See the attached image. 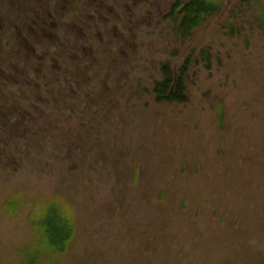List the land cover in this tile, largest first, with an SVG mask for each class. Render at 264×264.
Instances as JSON below:
<instances>
[{
  "label": "rangeland",
  "instance_id": "obj_1",
  "mask_svg": "<svg viewBox=\"0 0 264 264\" xmlns=\"http://www.w3.org/2000/svg\"><path fill=\"white\" fill-rule=\"evenodd\" d=\"M172 3L0 0V264H264V29L231 0L181 39Z\"/></svg>",
  "mask_w": 264,
  "mask_h": 264
},
{
  "label": "trees",
  "instance_id": "obj_2",
  "mask_svg": "<svg viewBox=\"0 0 264 264\" xmlns=\"http://www.w3.org/2000/svg\"><path fill=\"white\" fill-rule=\"evenodd\" d=\"M260 1L241 0L240 8L245 7V10H254V20L264 29V9ZM224 3V0H185V2L177 0L165 20L167 19V21L173 24L174 33L179 38L187 39L193 35L196 29L204 25L209 18L221 13L225 6ZM227 30L230 35L234 34V30L230 24H227ZM192 59V54H189L177 65L171 64L168 60L160 63V78L156 82L154 81L151 89L156 102L182 104L188 101V96H186V82ZM199 62L202 63L206 70L210 69V54L205 47L199 49L198 57H195L193 60V63L198 64ZM20 203L21 200L19 198L15 201L6 199L1 207L2 214L6 217H11L20 207ZM73 213L74 211L70 210L67 219L64 217V220H60V223H63L64 226V229L62 228L64 234L61 235L59 240L53 241L54 234L51 231L48 233L47 230L45 231L48 240H50L45 243L48 246L49 253H53L55 250L51 247L59 246L58 244H62L63 247L70 245L76 232ZM57 257L53 259L48 258L43 264H57L60 261L57 260ZM38 262L39 260L37 259L28 260L22 257V264H38Z\"/></svg>",
  "mask_w": 264,
  "mask_h": 264
},
{
  "label": "flooded vegetation",
  "instance_id": "obj_3",
  "mask_svg": "<svg viewBox=\"0 0 264 264\" xmlns=\"http://www.w3.org/2000/svg\"><path fill=\"white\" fill-rule=\"evenodd\" d=\"M176 1L177 0H173V3H172V5L170 6V8H169V11L167 12V14H166V16L169 14V12L171 11V8L173 7V5L176 3ZM181 1V0H180ZM182 2H185V0H183ZM224 4H225V6H224V9H223V11L221 12V13H219L218 15H215V16H213V17H211V18H209L207 21H209L210 19H212V18H216V16H219V15H221V14H223V12L224 11H226V9H227V7H228V5H230L231 4V0H224ZM167 21V20H166ZM206 21V22H207ZM46 24V23H45ZM172 24V23H171ZM203 26V25H202ZM201 27V26H200ZM199 27V28H200Z\"/></svg>",
  "mask_w": 264,
  "mask_h": 264
}]
</instances>
